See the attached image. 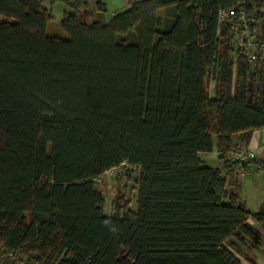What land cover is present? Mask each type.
<instances>
[{"label": "trees", "instance_id": "16d2710c", "mask_svg": "<svg viewBox=\"0 0 264 264\" xmlns=\"http://www.w3.org/2000/svg\"><path fill=\"white\" fill-rule=\"evenodd\" d=\"M57 5L66 39L46 33ZM49 6L0 0V249L33 264H244L264 208L199 154L215 140L235 173L233 137L264 130V68L250 73L218 19L256 15L264 44V0H130L108 24L84 0ZM122 163L137 207L117 195L106 213L98 178Z\"/></svg>", "mask_w": 264, "mask_h": 264}, {"label": "crops", "instance_id": "0c3cea01", "mask_svg": "<svg viewBox=\"0 0 264 264\" xmlns=\"http://www.w3.org/2000/svg\"><path fill=\"white\" fill-rule=\"evenodd\" d=\"M84 1H86L90 12L89 21L100 22L103 24H108L112 18V15L115 12L124 10L127 5L125 3V0H104L105 12L99 15L96 14L95 12L94 4L100 0H84ZM45 4L46 5L44 6L42 0V4H41L42 7L44 9H50L49 0H47ZM63 9L64 8H61L58 9L59 11H57L56 6L52 8L51 15L53 21L60 23L62 19ZM232 144L233 147L249 148L255 153V156L258 159L259 158L264 159V130L254 131L247 142L244 141L242 135H235L232 139ZM201 156H204V160L201 158ZM199 159L202 163H204V161L206 162L211 161L216 165V167H212V168L219 169L222 172V174L228 179L229 191L239 192L241 202L249 212L255 213L258 212L261 208H264V173L257 175L254 174L253 171L251 170L250 174L247 177L240 178L237 174L230 172L229 169L226 168L224 165L225 160L219 157V154L216 149L215 140H214L212 152L199 154ZM248 223L250 225L256 226L252 220H249ZM257 227L260 230H264L260 226ZM263 243L264 242L262 241L261 245L259 246H252L251 244H247V245L240 244L239 249L241 251V257H239V259L244 264H264ZM256 255L262 258L260 260H257L255 258Z\"/></svg>", "mask_w": 264, "mask_h": 264}, {"label": "built area", "instance_id": "2783aa9c", "mask_svg": "<svg viewBox=\"0 0 264 264\" xmlns=\"http://www.w3.org/2000/svg\"><path fill=\"white\" fill-rule=\"evenodd\" d=\"M130 0H125L128 4ZM259 15H264V9L259 10ZM228 19L231 25V30L234 33L235 45L241 50L247 59L250 66V73L252 75L263 74L264 68V44L257 42L258 28L256 26V15L248 18L246 15L239 11L238 13H226L224 11L219 13V21ZM227 159L232 163H235L234 172L240 178H245L250 174L252 170L253 173L259 175L264 173V159L257 158L255 153L246 147H231V149L226 154ZM258 161V165L254 168L246 166L247 163L252 161ZM131 169L126 163H122L118 167H114L104 172L102 176L98 178V182H102L105 188H109L111 184V177H113L116 171L124 172ZM0 264H33L31 258H25V260L20 259V257L13 251H6L0 249Z\"/></svg>", "mask_w": 264, "mask_h": 264}, {"label": "rangeland", "instance_id": "374dc122", "mask_svg": "<svg viewBox=\"0 0 264 264\" xmlns=\"http://www.w3.org/2000/svg\"><path fill=\"white\" fill-rule=\"evenodd\" d=\"M45 2H47V0H43V4L44 6L46 5ZM41 4H42V0H41ZM63 8V6L61 5H57L56 9L57 11H59L58 9ZM107 15V14H104ZM47 35L48 36H56L62 39H66L67 36L64 32H62V30L60 29L59 23L55 22V21H51L48 24V28H47ZM209 93L210 96L213 97L214 96V83L211 81L209 83ZM201 158L204 160V156H201ZM203 166H210V167H216V165L211 162V161H204V163H202ZM129 170V168H128ZM131 176L128 177H119L117 178L118 175H122L123 172L121 171H116L113 175V177H111V184L110 187L107 189L105 188L103 181L98 182V188L102 191L103 193V197H104V203L102 205V209L104 212L106 213H110V211L112 210L113 206L112 203L114 201V199L116 198L117 195H125V198L127 199V201H129V209L131 211H135L137 205H136V186H137V180H138V171H134L131 169ZM255 174V173H254ZM261 236L263 238V242H264V230H260ZM264 244V243H263ZM264 246V245H263ZM250 251V250H249ZM251 252V251H250ZM252 253V252H251ZM249 255V254H248ZM250 256V255H249ZM251 257V256H250ZM254 257V255H253ZM255 258L257 260H260V256L256 255ZM20 259H24L20 258Z\"/></svg>", "mask_w": 264, "mask_h": 264}]
</instances>
